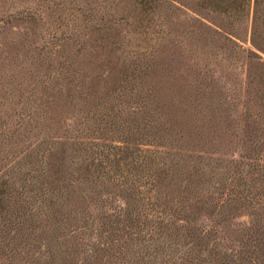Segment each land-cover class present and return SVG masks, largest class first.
Returning a JSON list of instances; mask_svg holds the SVG:
<instances>
[{
  "label": "rangeland",
  "instance_id": "obj_1",
  "mask_svg": "<svg viewBox=\"0 0 264 264\" xmlns=\"http://www.w3.org/2000/svg\"><path fill=\"white\" fill-rule=\"evenodd\" d=\"M252 15L253 0H0V173L17 200L13 189L19 177L34 174L24 172L38 141L44 142L41 148L54 142L52 152L62 150L60 173L74 164L94 167L93 151L101 147L84 143L125 144L113 132L106 140L87 130L80 105L105 83L117 88L122 83L117 75L131 68L153 69L141 80H157L155 86L144 85L160 99L155 105L172 132L194 119L203 143L206 139L204 148H210L171 138L139 146L173 151L180 146L178 153L190 156L180 161L193 162V155L203 154L209 157L204 162L216 160L227 169L215 187L202 186L204 204L192 220L175 212L169 229L149 239L151 222L143 217L150 213L154 192L146 193L148 185L133 190L132 204L120 180L107 183L102 177L89 196L82 192L84 185L67 188L68 200L59 207L64 217L54 213V230L49 209L43 217L34 211L39 194L6 201V213L16 207L21 214L22 229L15 231L0 216V264H51L55 249L63 251V264H173L194 251L208 257L211 249L241 258L242 264H264V30L253 41ZM35 85H59L63 106L39 130L18 131L16 114L41 119L47 106L36 95L27 99L31 105L26 101ZM97 108L88 114L93 127L102 125L101 110L128 109L113 102Z\"/></svg>",
  "mask_w": 264,
  "mask_h": 264
},
{
  "label": "trees",
  "instance_id": "obj_2",
  "mask_svg": "<svg viewBox=\"0 0 264 264\" xmlns=\"http://www.w3.org/2000/svg\"><path fill=\"white\" fill-rule=\"evenodd\" d=\"M142 1L147 0H141V2ZM213 6L221 11L224 9L217 4ZM263 15L264 0H253V29L251 32L253 33V41L254 36H258V34L264 30ZM258 23L260 24L257 25ZM255 42L259 43L260 41L255 40ZM168 66L169 65H167V67ZM67 67L71 68V65L69 64ZM146 70L147 68L122 70L121 73L117 75V77H122L119 81L122 83H119L117 88L113 86L110 88L107 86V83H105V89H97L96 93L93 91L92 96H88L80 105L81 113L84 114L82 125L87 126V130H90L92 133L94 132L93 134L98 136H107V138H105L106 140H112L111 138L113 136L108 135V132H113L116 134L115 137L117 141H124L125 144L121 146L107 142L84 143V145L101 147L93 151L96 155L95 160L97 161L94 167L89 169V167L77 166L74 164L70 171H63V173H60L59 166L61 158L58 156H60L62 150L52 152L54 149V142L46 149L41 148V144L44 142L38 141L37 146L30 152L32 153L30 155H33L32 165L24 172V175H28L34 171V174L28 178L19 177L18 186L13 189L16 193L15 195H18V200L24 201V198L27 197L26 194L33 191L34 195L37 193L40 196L37 203L38 209L34 210L38 216L41 215L43 217L48 214L49 209L52 214L59 212V217H64L62 208L59 207L68 200L67 188H69L71 192V190H74L75 186L79 187L80 185H84L82 192L89 196L96 192L99 183L102 184V177H104L107 183L113 180H120V185H127L124 187L123 193L125 194L124 198H127L128 204L134 203V198L130 196L133 190L139 192V189H144L146 185H148V189L145 190L146 193H149L151 190L154 192L152 198L154 201L149 205L150 213L148 212L143 217V220L148 223L151 222L152 233L149 232L148 239L154 235L160 236V234L164 232V229H169L170 218L175 212L178 214H181V212L185 214L187 217V219H185L186 221L192 220L194 212L204 204L202 200L203 197L200 196V189L203 185L215 187L216 183H220V178L227 177L225 174V172H227L226 165L220 164L216 162V160L214 162H204L207 161L204 160V158L209 157L203 154L193 155V158H197L193 159V162L180 161V159H184L180 156L186 158L190 157L178 153L180 151V146L177 147L175 151L172 149L159 150L139 146L148 144V142H164L167 138H171L174 143L194 141L199 148H210V145L204 148L206 139L203 143L204 137L201 135L200 128L198 126L196 127L194 119L188 128H182L181 126L180 130L178 131L177 129L176 133H173L170 127L166 125V121L169 119H164L163 111H161L163 114L159 111L160 105H155L160 99L156 98V95H152L151 88L144 85L146 83L147 85L155 86L158 83L157 80L155 79V83L150 79L145 81V83L141 80L153 72V69L149 71ZM67 81L70 82V78ZM91 87L92 90L95 88L93 85H91ZM118 88L120 89L118 90ZM106 90L112 91L108 93ZM32 95H36L35 99H37V97L46 99L47 106L42 111L43 114L41 115V119H37L38 116H32L33 118L30 120L28 115H26V119L22 116L23 114H16L17 117L15 118L14 127L18 131L25 129L27 132L39 130L43 127L45 121H47L48 124L50 121H54L55 115L60 110H57V108H60V104L61 107L63 106L61 102L63 97L61 98V87L59 85L56 87L53 85H43L40 88L35 85L31 89L30 94L28 93L24 96L30 105L31 99H27ZM69 96L71 97V95ZM105 102L122 104L127 106L128 109L125 111L117 109L115 112L109 113L101 110L99 113V124L102 125L93 127V123L95 122L88 120L89 110L93 108V114L98 111L97 107H103ZM110 110H112V107H110ZM44 118L46 119L43 120ZM89 121L91 122L90 125L88 124ZM112 126H116V128ZM22 137L25 138L27 135H23ZM130 142H132L133 145H129ZM202 151L206 152L204 150ZM2 174L3 173H0V216L4 215L5 217L3 218L8 224L14 226L15 231H19L22 229L21 226H19L20 221L18 220L21 214L16 207L9 209L8 213H6L9 206L5 207V204H3L6 201L13 203L18 200L11 191H8L7 180L3 178L4 174ZM25 186L27 189L24 188ZM149 196L146 197L147 203H149L151 199ZM9 198H11V200ZM58 202L60 205H58ZM137 204L141 205L142 203L137 202ZM2 212L4 214H2ZM136 215H134L132 219H135ZM52 218L55 219V214ZM129 218L130 217H128V219ZM57 221V218L55 220H48L51 230L57 228L55 224ZM39 227H42V232L45 231L44 222L39 223ZM1 231L2 229L0 227V237ZM171 235L172 233L167 232V236ZM173 236L176 237L177 234L175 233ZM45 238L47 239V236ZM157 239L159 240V238ZM167 246L169 245L167 244ZM162 247L159 250L161 262L166 255ZM12 250L14 251V248H12ZM207 252L209 258L204 256L203 252L194 251L188 253L190 256L181 258V260L179 257L180 261H174L173 264H211L210 261H213L212 264H242L239 260L241 258L236 260L229 254L219 253L212 249ZM50 253L51 264H63V261H61L64 257L63 251L55 249Z\"/></svg>",
  "mask_w": 264,
  "mask_h": 264
}]
</instances>
